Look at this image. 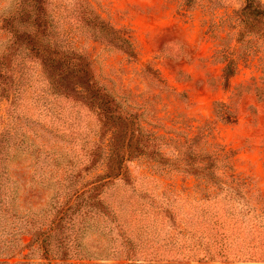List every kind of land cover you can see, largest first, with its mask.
Here are the masks:
<instances>
[{
  "label": "trees",
  "instance_id": "obj_1",
  "mask_svg": "<svg viewBox=\"0 0 264 264\" xmlns=\"http://www.w3.org/2000/svg\"><path fill=\"white\" fill-rule=\"evenodd\" d=\"M240 1L226 15H217L225 0H178V10L187 15L199 6L218 18L216 25L228 22L237 51L247 55L253 46L264 47V0ZM82 34L132 52L128 37L88 0H0V264H142L163 259L165 249L176 257L187 241L198 249L214 232L174 225L161 244L152 219H174L183 209L221 212L236 219L234 227L260 228L249 223L264 205L254 203L246 179L221 170L224 149L199 148L198 136L182 144L144 132L136 115L94 78L79 49ZM235 47L218 53L224 89L236 73ZM84 106L99 133L81 129L83 119L74 114ZM168 142L172 158L156 148ZM145 157L169 163L158 174L171 168L194 179L190 199L140 183H156L154 177H133L129 163ZM208 240L209 248L214 238Z\"/></svg>",
  "mask_w": 264,
  "mask_h": 264
},
{
  "label": "rangeland",
  "instance_id": "obj_2",
  "mask_svg": "<svg viewBox=\"0 0 264 264\" xmlns=\"http://www.w3.org/2000/svg\"><path fill=\"white\" fill-rule=\"evenodd\" d=\"M88 1L106 23L132 44L129 52L95 41L89 34L79 36V49L90 59L99 85L122 108L136 115L144 132L182 144L198 136L199 148H223L227 157L221 162V170L234 171L246 179L254 203L264 205V47L253 46L247 55L240 54L228 22L216 25L218 18L210 19L199 6L184 15L178 10V0ZM225 4L227 7L217 15L241 7L240 0H225ZM228 47H235L237 69L224 89L218 53ZM74 110L70 112L74 114ZM78 110L74 115L83 119L81 129L90 134L97 131V121L89 106ZM70 112L68 116H74ZM173 147L171 142L156 145L167 158L173 157ZM168 166L166 161L153 162L146 157L129 163L136 179H156V183L140 182L147 188L189 200L194 179L171 168L166 170L171 171L167 174H158ZM168 197L172 202L173 197ZM152 220L160 230L161 244H166L164 230L172 231L174 225H179L176 230L186 231L191 226L204 230L214 227V232L200 241L198 249L187 241L183 248L187 247L176 257L166 254L165 249L163 255L159 254L163 259L142 264H264V213L249 223L250 227L257 223L260 228H246L247 231L242 229L241 222L240 229L234 227H239L236 219L221 212L199 214L183 209L174 219L160 215ZM248 221L242 218L243 223ZM186 231L185 236L189 237ZM212 237L213 245L208 248V239ZM23 242H29V238L23 237ZM30 255L37 258L39 254Z\"/></svg>",
  "mask_w": 264,
  "mask_h": 264
}]
</instances>
